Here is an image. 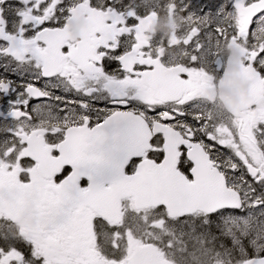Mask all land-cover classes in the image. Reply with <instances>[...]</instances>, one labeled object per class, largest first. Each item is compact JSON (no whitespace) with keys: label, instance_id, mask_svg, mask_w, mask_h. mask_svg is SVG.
<instances>
[{"label":"snow or ice","instance_id":"snow-or-ice-1","mask_svg":"<svg viewBox=\"0 0 264 264\" xmlns=\"http://www.w3.org/2000/svg\"><path fill=\"white\" fill-rule=\"evenodd\" d=\"M78 3H88L94 10L98 7L106 27L111 30L107 35L99 33L92 46L95 51L83 52L81 59L86 66L91 65L94 73L108 78L109 84L121 87L120 93L108 95L113 110L103 118L94 119L87 111V102L49 92V88L61 89L58 81L70 79L71 74L66 75L59 67L50 69L36 56V53L47 49L46 34L61 32V17L67 19L75 0H0V118L16 125L0 128V161L7 162L15 157L17 150L28 148V138L36 136L40 130L39 124L32 123L34 113L43 123L46 113L41 106L50 101L65 118L69 105L82 110L83 119L75 131L62 130L65 137L71 134L76 138V147L81 150L91 145L100 152L106 151L109 139L121 130L132 131L134 124L141 122L149 131L154 123L171 128L181 141L174 146L178 153L174 171L171 174L168 171L167 138L163 132H155L147 139L146 153L127 157L119 181L126 184L158 181L171 185L170 195L184 203L186 209L175 218L170 217L166 214L168 201L162 200L156 206L159 222L165 226L171 223L174 234L178 223V239L189 236L202 245L211 243L213 248L205 247L202 255L211 251L214 257H226L228 264H264V174L253 172L251 160L240 151L239 130L233 132L228 129L230 142L218 138L219 126L214 122L212 110L199 104L200 89L209 84L214 86L217 79L215 74L202 67L201 60L214 63L219 72L223 64L219 52L213 49H219L222 44L247 40L250 57L245 67L252 69L264 85V46L257 45L255 36L257 30L264 27V0H211L209 7L214 12L204 15L205 21L218 13L231 15L241 4L256 11L247 29L234 22L224 23L222 16L203 27L194 25L188 39L183 41L186 62L163 69L168 75L169 94L168 98L160 101L138 99L128 94L130 88L145 92L151 89L153 77L162 68L159 57L151 54L150 45H144L137 51L135 41L144 17L132 6V0H103L99 6L92 0H78ZM187 8L184 5L185 11ZM130 40L133 43H129ZM23 43H29L31 47L17 58L10 49ZM69 52L68 45L60 46L59 55L63 60H67ZM209 57L214 59L209 60ZM111 70H116L119 75H110ZM224 75L219 77L221 81ZM72 91L88 97L98 94L96 91H81L79 87ZM44 135L48 138L52 155L58 157L64 137L50 130H45ZM253 135L257 147L264 152V147H261L264 123H257ZM194 150L207 157L213 175L202 179L197 177ZM145 159L152 162L155 172L142 176L139 170ZM19 162L22 166L20 175L13 176L14 169L10 165L6 174L0 172V197L4 196L6 184L16 186L17 191L11 195L17 197L29 189L32 178L27 173L30 172L29 166L35 165V159L24 156ZM74 172L73 164H65L55 174L54 183L64 184L74 176ZM76 184L80 193H88L90 178L86 170L76 178ZM249 191L251 195H248ZM111 192L112 189H108V193ZM229 194L235 196V202H225ZM208 197L221 199L218 203L201 207L196 214L197 202ZM63 215L57 213L58 217ZM92 223L95 232L108 229L115 235H122L116 231V226L108 225L103 218H93ZM185 226L187 232L184 231ZM127 232H131V227ZM118 250V244H114L109 250L111 258H115ZM182 251H187L186 245ZM197 251L199 249H194L191 255L196 257ZM105 256L108 258L107 254ZM0 264H46V258L35 253L34 245L20 236L15 220L4 215H0Z\"/></svg>","mask_w":264,"mask_h":264},{"label":"flooded vegetation","instance_id":"flooded-vegetation-1","mask_svg":"<svg viewBox=\"0 0 264 264\" xmlns=\"http://www.w3.org/2000/svg\"><path fill=\"white\" fill-rule=\"evenodd\" d=\"M210 2L211 0H132V6L144 17V23L140 26L137 41H135L138 45L137 51H140L144 45H150L151 54L159 57L162 68L153 77L151 89L145 92L130 88L128 89L130 96L154 101L168 98L169 80L163 69L186 62L183 41L188 39L194 25L203 27L205 23L217 21L222 16L224 23L234 22L237 26L247 29L256 11V9H246L241 4L231 15L218 13L205 21L203 16L214 12L209 7ZM92 3L99 6L103 0H92ZM184 5L188 6L187 11L184 10ZM51 11L50 7L49 15ZM60 27L62 30L58 34H46L47 49L36 53V56L50 69L59 67L66 75L71 74V78L58 81L61 89L49 88V92L62 98L87 102L89 104L87 111L94 119L103 118L113 110L108 95L120 93L122 89L117 84H109V79L105 76L94 73L90 64L86 66L82 62L81 54L88 50L94 52L95 48L92 46L97 35L101 32L107 35L111 30L106 27V21L98 7L94 10L88 3L79 4L78 0H75L67 19L61 17ZM255 36L257 45L264 46V39H262L264 27L258 29ZM211 39L214 44V36ZM129 43L133 41L130 40ZM61 45H68L70 48L67 60H63L59 55ZM247 45V40L243 43L233 41L230 44H222L219 49L214 48V51L219 52V58L223 64L219 72L216 71L214 63L201 60L202 67L215 74L217 79L214 86L209 84L200 89L199 104L204 109L212 110L214 122L219 126L218 138L230 142L231 136L228 129L233 132L239 130L240 151L247 154L251 160L253 172L261 171L264 174V152L257 147L253 135L257 123H264V85H261L252 69L245 67L250 57ZM30 47L29 43H23L18 47L14 46L10 51L19 58ZM211 59L214 58L209 57V60ZM225 69L226 75H224ZM109 74L119 75L116 70H111ZM221 75H224L223 81L219 79ZM75 87H79L81 91H96L98 94H93L91 97L84 96L73 92L72 89ZM41 107L46 113L44 122L40 123V117L34 113L32 123L39 124L40 130L36 136L28 138V148L24 151L17 150L15 157L7 162L0 161V172L6 174L10 165L14 169L13 176H16L21 174L22 166L19 162L21 157L31 156L35 159V165L29 166L30 172L27 173L32 178L31 185L24 194L31 203V209H27L22 219L16 224L20 236L34 245L35 253L44 256L46 264H127L133 252L147 244L134 246L132 242H127L126 227L129 226V219L125 216L124 206L131 205L134 210L133 201L119 202L118 223L115 224L113 222L115 221L113 215L115 203L102 206L109 200L108 189L126 184L119 181L123 163L129 155L146 153L147 139L155 132H163L167 138V166L171 174L178 155L174 146L181 142L178 135L171 128L155 123L149 131L141 122L134 124L132 131L121 130L115 137L109 139L106 151L100 152L91 145H86L81 150L76 147V138L71 134L65 137L62 130L71 129L74 132L83 119L82 110L78 106L69 105L68 115L65 118L63 113H58L51 101ZM4 127H16V125L12 121L0 118V128ZM28 130L31 131V129ZM45 130L57 132L64 137L63 144L59 145L58 157L52 155V148L44 135ZM261 147H264V140L261 142ZM194 158L198 178L213 175L211 165L201 151L194 150ZM65 164L75 166L74 176L64 184L56 185L54 176ZM141 168L145 176L155 172L154 165L147 159ZM85 170L89 174L88 187L89 191H92L91 194L89 191L87 194L80 193L77 188L76 178ZM155 183L160 187L172 188L171 185L158 181ZM6 186L16 189L14 184H6ZM57 190H59L60 199L54 193ZM248 195H251L250 191ZM59 201L62 204L59 205ZM94 202H97L98 209L108 211L109 219H113L110 220L111 222L105 220L108 225L116 226V230L120 229V233L124 231L122 245L124 257L118 252L120 257L117 259L115 253L113 259L109 251L116 244L117 238H120L119 235H115L108 229H101L99 232L93 230V218H98L93 213L96 208L91 206ZM148 211H156V209L145 212ZM58 212L64 214L62 218L57 216ZM159 226L158 223L156 227ZM159 254L162 260L170 262L163 258L161 253Z\"/></svg>","mask_w":264,"mask_h":264},{"label":"water","instance_id":"water-1","mask_svg":"<svg viewBox=\"0 0 264 264\" xmlns=\"http://www.w3.org/2000/svg\"><path fill=\"white\" fill-rule=\"evenodd\" d=\"M139 171L142 176H145V172L143 171V168H140ZM39 174H41V172H39ZM16 191H17L16 189H11L6 185L4 186V196L0 197V215L11 217L12 219L15 220V223L18 224V221L22 219L26 210L31 209V203L25 198L24 195L21 197L11 195V193ZM171 191H172L171 188L160 187V185H157L155 181L150 183H142V184L141 183L125 184L122 187L112 189L111 193L107 192L109 200L104 202L102 206L104 205L108 206L110 204L115 203L114 214H113L115 216V221L113 222L117 224L119 202H121L124 199L132 198L134 202L135 210H142L149 207L155 208L162 200H167L169 204L167 208V215L175 218L177 215H179L181 211H184L186 209V205L173 198L170 195ZM54 193L56 194L57 198L60 199L59 190L55 191ZM91 193L92 191H89V194ZM220 199L221 198H217V197H208L205 198L204 200L198 201L196 205V209H197L196 212H199V209L205 205H212L218 203ZM235 200H236L235 196L229 194L225 199V202H235ZM58 204L59 205L62 204L61 201H59ZM91 206L96 208L95 210H93V213L98 218H103L104 220H107L109 222H111L110 220H113V219H109L110 216L108 211L98 209L97 202H94L93 204H91ZM128 264H169V263L161 260L155 248L153 246L148 245L135 251L132 254L130 260L128 261Z\"/></svg>","mask_w":264,"mask_h":264},{"label":"rangeland","instance_id":"rangeland-1","mask_svg":"<svg viewBox=\"0 0 264 264\" xmlns=\"http://www.w3.org/2000/svg\"><path fill=\"white\" fill-rule=\"evenodd\" d=\"M156 208H146L139 211H134L131 205L124 206V213L127 219H129V226L126 227V239L127 242L134 244V246L143 245V243L153 246L158 253H161L163 258L168 259L174 264H228L226 257H214L213 252L208 251L206 254L202 253L206 248H213L211 243L202 245L199 242H194L189 236H184L183 239H178L179 224L175 225L177 232L174 234L171 230L173 225L169 223L167 226L159 222V216L156 211H148ZM141 212V213H140ZM155 222V223H154ZM159 227H156L157 224ZM151 226V227H150ZM131 227V232H127V229ZM116 231H120L117 229ZM184 231L187 232L188 228L185 226ZM124 232V231H123ZM123 232L117 238L116 244L119 246V250L116 252L117 259L120 257V252L124 257L123 245ZM120 233V232H119ZM208 240V237L204 238ZM126 242V244H127ZM187 247V251L182 249ZM194 249H199L196 252V257H193L191 253ZM129 254L127 255V259Z\"/></svg>","mask_w":264,"mask_h":264},{"label":"bare ground","instance_id":"bare-ground-1","mask_svg":"<svg viewBox=\"0 0 264 264\" xmlns=\"http://www.w3.org/2000/svg\"><path fill=\"white\" fill-rule=\"evenodd\" d=\"M172 189V188H171ZM102 195V194H101ZM156 208V207H155ZM196 214H199V212H196Z\"/></svg>","mask_w":264,"mask_h":264}]
</instances>
